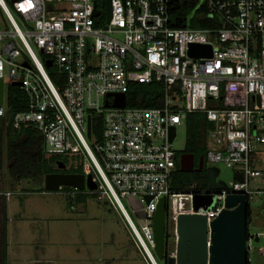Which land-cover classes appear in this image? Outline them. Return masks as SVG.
I'll return each mask as SVG.
<instances>
[{
  "label": "built area",
  "instance_id": "1",
  "mask_svg": "<svg viewBox=\"0 0 264 264\" xmlns=\"http://www.w3.org/2000/svg\"><path fill=\"white\" fill-rule=\"evenodd\" d=\"M103 1L0 0V79L7 76L10 86L20 83L28 98V111L15 116L14 127L33 126L46 153L75 156L71 166H82L97 186L58 192L108 202L147 264H158L153 224L165 198L170 237L164 258L176 260L180 215L205 216L209 224L233 194L249 202L261 197L264 212V172L253 166L264 146V0H194L190 18L199 16L206 29L173 28L172 0H111L107 22ZM191 45L210 46L212 56L192 57ZM51 70L63 77L61 89ZM154 83L163 86L160 107H113L114 96ZM227 84L237 88L233 96L227 88L231 97L222 98ZM227 100L236 107H225ZM6 112L4 89L0 119ZM190 114L204 115L213 125L205 138L204 169L230 170L233 178L225 190H173L181 160L174 149L176 130L186 126ZM93 116L101 118L100 141L93 134ZM123 199L142 218L141 231ZM262 239L264 229L249 233L248 251Z\"/></svg>",
  "mask_w": 264,
  "mask_h": 264
},
{
  "label": "rangeland",
  "instance_id": "2",
  "mask_svg": "<svg viewBox=\"0 0 264 264\" xmlns=\"http://www.w3.org/2000/svg\"><path fill=\"white\" fill-rule=\"evenodd\" d=\"M9 82L6 76V94ZM186 135V126L177 128L176 151L184 149ZM68 157L65 158L70 163L76 159L75 156ZM3 163L0 174V263L5 225L6 264H147L136 249L126 222L108 202L89 198L81 203L76 196L47 192L42 180L31 175L30 179L22 181L13 178L8 173L10 163L5 153ZM217 168L220 170L218 180L229 184L233 173L222 165ZM193 173L197 172L189 174ZM254 186L261 187V184ZM191 187L197 189L198 182L194 181ZM3 193H11L10 198L1 197ZM122 202L141 231L142 218L133 213L135 209L126 200ZM249 204L263 215L261 197L253 198ZM249 230L250 233L261 231L253 226ZM256 248L248 252L249 260L252 264H264L263 239Z\"/></svg>",
  "mask_w": 264,
  "mask_h": 264
},
{
  "label": "trees",
  "instance_id": "3",
  "mask_svg": "<svg viewBox=\"0 0 264 264\" xmlns=\"http://www.w3.org/2000/svg\"><path fill=\"white\" fill-rule=\"evenodd\" d=\"M194 8V0H172L171 26L173 28H208V24L201 20L199 16L195 15L190 18ZM49 73L55 86L61 89L63 85V77L58 76L54 70H51ZM227 88H229L230 94L233 96L237 87L233 84L225 85V91L222 94V98H226L229 95ZM162 97L163 86L161 84L154 83L150 85H134L126 95V105L128 108H158L161 106ZM222 104L227 108L236 107L233 100L224 101ZM28 108L29 102L25 93L19 87L10 86L7 93L6 116L0 119V174L2 173L4 166V153L6 160L10 163L8 173H10L13 178L20 181L28 179V176L31 175V177L36 180H42L44 183L46 175L62 172L57 165L59 161L63 162L68 167L70 173L82 174V166L78 169H74L70 165V161L68 160L69 158L67 159L62 155L46 153L44 151L42 136L33 126L22 125L19 128L14 127L15 116L17 114L27 112ZM212 128L213 125L207 122L204 115H188L186 118V143L184 149L179 153V158L182 154L193 155L195 158V166L198 168L200 159H205L207 152L205 138ZM92 129L93 134L100 141L103 131L101 118L92 117ZM174 176L173 190L175 191H189L194 181L198 182V188L196 191H205L208 189V178L205 169H203L202 172L193 174L181 173L178 162V168ZM1 197L5 196L2 195ZM76 197L77 201L81 203L86 202L89 198L96 200L94 196L83 194H78ZM4 204H6V202H4ZM250 216L251 206L249 204L248 236L250 233ZM6 234V227L4 225L0 264H6ZM169 237V227L167 226L166 239L168 240Z\"/></svg>",
  "mask_w": 264,
  "mask_h": 264
},
{
  "label": "water",
  "instance_id": "4",
  "mask_svg": "<svg viewBox=\"0 0 264 264\" xmlns=\"http://www.w3.org/2000/svg\"><path fill=\"white\" fill-rule=\"evenodd\" d=\"M111 0H104L108 18L111 16ZM98 15V12L95 13ZM189 54L192 57L212 56L210 46L191 45ZM47 67L51 68L52 63L48 62ZM20 83H12V86L19 87ZM114 108H125L126 97L116 95ZM4 103V81L0 79V106ZM91 136V117H88V138ZM175 136V129L171 131L170 142ZM195 158L190 154H182L180 160V172L192 173L202 172L204 159L201 158L198 168H194ZM60 170H65L66 165L59 161ZM208 178V190L220 192L227 188L226 183L218 180L220 170L217 168L206 169ZM60 187H71L84 190L86 187L94 191L96 185L92 178H86L83 174L55 173L48 174L44 180V188L47 192H58ZM150 202L151 198H147ZM200 201L196 198V204ZM224 211L208 224L207 218L201 215L183 214L177 220V259H165L164 253L167 247V203L162 198L154 217V231L156 238V255L165 264H249L248 239V198L242 194L229 195L226 198Z\"/></svg>",
  "mask_w": 264,
  "mask_h": 264
},
{
  "label": "crops",
  "instance_id": "5",
  "mask_svg": "<svg viewBox=\"0 0 264 264\" xmlns=\"http://www.w3.org/2000/svg\"><path fill=\"white\" fill-rule=\"evenodd\" d=\"M253 166H254V168H257V169L261 170L262 172H264V146L260 147L258 149V151L255 153V155L253 156ZM28 178L30 179V175L28 176ZM262 186H264V184H262ZM262 202H263V200H262ZM262 209H263V207H262ZM250 226L258 228L259 230L262 231L264 229V212H263V215L262 214L259 215V211L253 210L251 208L249 228H250ZM258 232H260V231H258Z\"/></svg>",
  "mask_w": 264,
  "mask_h": 264
},
{
  "label": "flooded vegetation",
  "instance_id": "6",
  "mask_svg": "<svg viewBox=\"0 0 264 264\" xmlns=\"http://www.w3.org/2000/svg\"><path fill=\"white\" fill-rule=\"evenodd\" d=\"M194 168H195V163H194ZM9 169V168H8ZM64 171V172H63ZM60 173H65V174H69L70 172H69V169H68V167L66 166V169L65 170H62V172H60ZM249 264H252L251 263V261H250V263Z\"/></svg>",
  "mask_w": 264,
  "mask_h": 264
}]
</instances>
